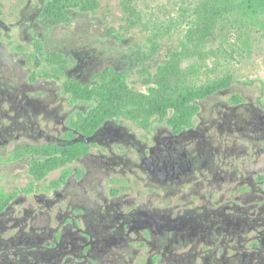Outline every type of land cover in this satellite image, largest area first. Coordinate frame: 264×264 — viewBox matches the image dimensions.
I'll use <instances>...</instances> for the list:
<instances>
[{
    "label": "flooded vegetation",
    "instance_id": "obj_1",
    "mask_svg": "<svg viewBox=\"0 0 264 264\" xmlns=\"http://www.w3.org/2000/svg\"><path fill=\"white\" fill-rule=\"evenodd\" d=\"M23 1L0 0V264H264L263 98L231 84L188 123L129 118L102 79L149 91L173 50L152 62Z\"/></svg>",
    "mask_w": 264,
    "mask_h": 264
},
{
    "label": "rangeland",
    "instance_id": "obj_2",
    "mask_svg": "<svg viewBox=\"0 0 264 264\" xmlns=\"http://www.w3.org/2000/svg\"><path fill=\"white\" fill-rule=\"evenodd\" d=\"M123 1L100 0L95 12L69 10L70 27L51 28L121 42L126 51L139 53H148L151 43H159L158 57L152 62L162 63L163 49L173 50L172 53L184 51L178 69H173L167 80L164 96L175 97L185 88L230 76L234 79L232 85L257 92L264 101V15H244L241 0H225L215 19L208 15L204 18L198 12V6L209 0H132L140 24L127 31ZM38 3L35 0V5ZM24 5L23 0H5L4 17L9 13L16 15ZM41 22L50 20L43 18ZM126 83L135 93L149 94L136 76L129 77ZM123 101L133 102L129 95Z\"/></svg>",
    "mask_w": 264,
    "mask_h": 264
},
{
    "label": "trees",
    "instance_id": "obj_3",
    "mask_svg": "<svg viewBox=\"0 0 264 264\" xmlns=\"http://www.w3.org/2000/svg\"><path fill=\"white\" fill-rule=\"evenodd\" d=\"M225 0H209L201 3L198 6L199 14L206 18V15L211 16V19L216 18V12H220L222 3ZM240 6L242 13L251 18H257L264 15V0H241ZM100 7V0H54L48 9V13L57 21L61 23H70L69 10H81L82 12H95ZM122 7L127 14V31L140 24L137 17L138 14L132 6V0H124ZM150 41V40H149ZM152 41H150L151 43ZM150 49L156 52L159 49V43H151ZM185 52H174L167 64L160 67L155 75H150L151 81L145 82V85H151L149 94L135 93L126 83L124 77L104 78L100 86L107 88L105 91H100L99 99L103 103L117 104L118 109L123 114V108L127 117L139 120L145 117L148 121L153 116H160L161 118L169 115L173 111L174 121L181 120L188 123L196 114L197 108L194 102L197 99L204 98L219 89L230 86L234 79L227 77L226 79L215 81L209 84L188 87L175 97L164 96L167 80L174 71L177 70L181 58ZM147 69H145L146 71ZM144 74V73H143ZM144 76V75H143ZM156 85V86H153ZM125 95L131 96L133 102L123 101ZM133 95V96H132ZM60 166V164H52L48 169L53 170Z\"/></svg>",
    "mask_w": 264,
    "mask_h": 264
}]
</instances>
